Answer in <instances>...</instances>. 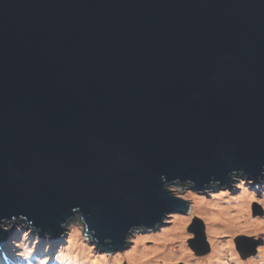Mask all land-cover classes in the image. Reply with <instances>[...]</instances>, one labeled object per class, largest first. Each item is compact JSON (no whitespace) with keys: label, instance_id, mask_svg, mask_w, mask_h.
Instances as JSON below:
<instances>
[{"label":"water","instance_id":"obj_1","mask_svg":"<svg viewBox=\"0 0 264 264\" xmlns=\"http://www.w3.org/2000/svg\"><path fill=\"white\" fill-rule=\"evenodd\" d=\"M263 167L264 0H0V245L77 216L109 251Z\"/></svg>","mask_w":264,"mask_h":264},{"label":"rangeland","instance_id":"obj_2","mask_svg":"<svg viewBox=\"0 0 264 264\" xmlns=\"http://www.w3.org/2000/svg\"><path fill=\"white\" fill-rule=\"evenodd\" d=\"M260 171L263 173L257 174L258 181L255 184H251L246 176L247 179L244 176L233 175L230 186L225 183L215 184L208 186L205 188L206 191L202 190V192L198 189H192L188 185L168 186L176 196L186 198L187 205L184 211L176 210L167 213L154 230L138 231L134 229L124 237L127 242L121 247L113 248V246L109 251L97 247L93 240L84 236L77 216L75 220L67 221L62 225V232L57 240H52L47 233L41 237L39 233L30 229L31 227L25 222H19L17 219L12 220L5 227L7 238L5 243L0 246V258L4 257V254L12 253L13 250L18 251L19 255L24 254L22 252L27 250L32 256V260L35 261L29 262V264H69V261L72 260L69 253L74 256L73 253L80 250L78 257L83 259L86 255L87 264H92L93 261H96L97 264H133V261L130 262V257L128 258L132 251L140 252L142 249H152L154 251L147 253L142 258L145 264H203L201 261L203 262L208 258L209 253L213 252V248L210 239L211 227L209 228L210 231L206 227V223L210 224L212 221H207V216L202 214L201 210L205 206L209 207L208 202L211 198H218L216 201L222 207L226 206L225 202H227L228 206L233 207L234 210L235 208L239 210L241 207L244 209L241 211L242 216L236 218L238 224H230L229 220L224 218V224L231 228L225 227L224 232L216 233L215 237L217 236L220 241L227 243V248H224L223 253H219L223 255L219 263L212 261L208 264H222L223 262L227 264L226 261L228 264H237L233 258H236L238 264H247L253 258L254 261L263 260L261 255L264 252V167ZM257 183L260 184L257 185ZM238 199L242 200L238 202ZM198 201L201 205L196 210L195 205ZM206 203L208 204L206 205ZM180 217L182 220H178ZM250 219L252 222L255 221V226L248 223ZM196 228L203 231L208 244L202 243L201 240L200 246L208 250L200 254H196L190 245V239L194 238V229ZM238 241L247 247L254 244L250 246L253 253L247 256L245 260H241L235 250V242ZM180 248H182L184 256H175ZM168 256L172 257L168 258ZM15 257L13 256V258ZM162 257L167 258L162 259ZM7 262L13 264L12 258H6Z\"/></svg>","mask_w":264,"mask_h":264},{"label":"bare ground","instance_id":"obj_3","mask_svg":"<svg viewBox=\"0 0 264 264\" xmlns=\"http://www.w3.org/2000/svg\"><path fill=\"white\" fill-rule=\"evenodd\" d=\"M258 184H260V183H257V185ZM198 190L202 192V189H198ZM216 199H218V198H215V199L214 198H211V200H209V202H208L209 203V207L208 206H205L201 210L202 211L201 213L202 214H205L207 216L206 217V220L207 221L208 220L209 221H212V223H210V224H208L206 222L205 223H206L207 230L211 227L210 239L212 240V248H213L212 251L213 252L212 253H209L208 258L206 260H204L203 262L201 261V263H203V264H208L209 262H212V261H214L216 263H219V260H221V258L223 256V255H221L219 253H223L224 252V248L225 249L227 248L226 247L227 246L226 245L227 243L220 241L217 238V236L215 237V234L216 233H220L222 231L224 232L225 227L231 228L230 226L224 224V218L225 219H228L230 224H235V223L238 224L239 222L236 221V218H239V217L242 216L241 215V211L244 209V207H241V208H239V210L237 208H235V210H234L233 207L228 206V203L227 202H225V205L226 206L222 207V206L219 205V203H217ZM242 199H238L237 201L240 202ZM203 202H207V201H203ZM198 203H200V202L198 201L196 203V205H195V209L196 210H198L200 208V205H201V203L200 204H198ZM208 203H206V205ZM208 208H210V209H208ZM235 211H237V214H235L236 213ZM179 219L182 220V217L178 218V220ZM230 220H231V222H230ZM249 221H248V223L253 224L254 226L256 225L255 224V221L252 222L251 219ZM177 223L180 224V222H177ZM3 225L5 227L7 225H9L8 221H4L3 222ZM154 229H156V228H153V229H150V230H154ZM139 230H144L145 231L146 229H139ZM218 230H219V232H218ZM209 231H210V229H209ZM253 245L254 244H252L250 246H253ZM250 246L247 247V245L244 244L243 250H239V247H238L237 243H235V250L237 251V253L239 255L238 257L241 260H245L247 258V256H249V255H251L253 253L252 247H250ZM180 247H181V244H180ZM152 251H154V250H152V249H142L140 252L132 251L130 253V255H128V258L130 257L129 258L130 259V262L133 261L134 262L133 264H145V261L142 258L144 256H146L147 253L152 252ZM25 252H27V250ZM79 252H80V250H76V252L73 253L74 256H71V253H69L70 257L72 258V260L69 261V264H87L88 263V260L86 259L87 256L84 255V254H83L84 255V258L83 259H79V257H78ZM22 253H24V251ZM19 254L20 253H18V251H15V253H13L14 256H18V257H23L24 256V254H21V255H19ZM224 255H225V253H224ZM175 256H184V252H183L182 248H180V250L175 254ZM261 256L263 257V260L259 259V260H255L254 261V258H253L250 262L248 261L247 264H264V252L262 253ZM171 257L172 256H168V258H171ZM166 258L167 257H162V259H166ZM233 259L238 264V261L236 260V258H233ZM198 260H200V259H198ZM226 263L228 264L227 261H226ZM222 264H224V262Z\"/></svg>","mask_w":264,"mask_h":264},{"label":"trees","instance_id":"obj_4","mask_svg":"<svg viewBox=\"0 0 264 264\" xmlns=\"http://www.w3.org/2000/svg\"><path fill=\"white\" fill-rule=\"evenodd\" d=\"M12 252H15V250H13ZM10 254V253H9ZM5 256L4 257H1L0 258V263H5V257H9V255L8 254H4ZM11 258V257H10Z\"/></svg>","mask_w":264,"mask_h":264},{"label":"clouds","instance_id":"obj_5","mask_svg":"<svg viewBox=\"0 0 264 264\" xmlns=\"http://www.w3.org/2000/svg\"><path fill=\"white\" fill-rule=\"evenodd\" d=\"M92 264H97V262L96 261H93Z\"/></svg>","mask_w":264,"mask_h":264}]
</instances>
